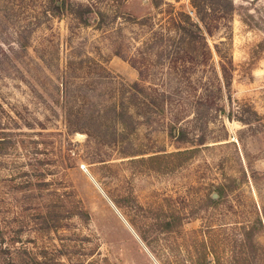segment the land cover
<instances>
[{
  "label": "rangeland",
  "instance_id": "1",
  "mask_svg": "<svg viewBox=\"0 0 264 264\" xmlns=\"http://www.w3.org/2000/svg\"><path fill=\"white\" fill-rule=\"evenodd\" d=\"M209 1L193 44L190 0H0V264H264V0Z\"/></svg>",
  "mask_w": 264,
  "mask_h": 264
},
{
  "label": "trees",
  "instance_id": "2",
  "mask_svg": "<svg viewBox=\"0 0 264 264\" xmlns=\"http://www.w3.org/2000/svg\"><path fill=\"white\" fill-rule=\"evenodd\" d=\"M55 0H51L53 3ZM208 3V5L206 4ZM209 0H190V5L193 9V14L197 18V21H195L189 12L180 9H173L171 11V14L168 18V23L171 25L172 29L178 34L182 35L183 37H186V40L189 43H199L202 38H204V35L202 31L200 30V27L198 25V19L199 21L203 22L206 20V18L210 15L213 16L215 13L212 4ZM61 7L64 6V1L60 2ZM61 12V11H60ZM60 12L51 10V14L58 15ZM76 14V12H75ZM205 29L210 34L212 32V29L210 27H207L206 25ZM25 46V42L22 44ZM224 71V68H223ZM132 86L137 88L141 92H146V88L143 87L138 81H134L132 83ZM88 89H85L83 93L80 95L81 103L76 104L74 106H70L69 114L67 116V122L68 125L71 126L72 130H79L82 128L83 124H88L89 122L96 123V129L99 128V131H103L100 128H103L104 130L110 129V132H112V139L113 141H116V132L118 125H122L126 128H129V125L131 121H128V118L130 116H126L119 105L112 103V104H104L103 106L98 105H89L86 101L89 96H87L89 93H87ZM155 92V90H154ZM64 93V91L62 92ZM155 93H148L147 95L151 96L145 99L141 100V103L139 104V109L141 114V118L138 119V122L145 124L146 126H151L153 124L154 119H158L159 116L163 115L164 108L163 104L166 99V95L160 94L159 96L153 95ZM153 95V96H152ZM153 105V106H152ZM154 107V108H153ZM156 107V108H155ZM154 110V114L151 115V113ZM107 111L112 112V118H110V122L105 119H97L99 116H101L100 113H106ZM224 112V110H222ZM95 114V115H94ZM75 116V120L73 119ZM228 117H231L232 114L229 112L227 114ZM241 119V117H240ZM133 120V119H132ZM176 126V125H175ZM95 129V130H96ZM173 126H170L168 132L170 133V136H176L178 132L176 133V129ZM89 134H91V130L87 129ZM104 132V131H103ZM106 132V131H105ZM104 132V133H105ZM102 133V134H104ZM178 136V135H177ZM180 138V136H179ZM109 142V141H108ZM201 142V140L199 141ZM111 144V143H110ZM193 147H186L184 150L191 151ZM152 156V155H150ZM261 221H264V208L261 211V215L257 219V223L253 224V226L258 225L261 223ZM254 228V227H253ZM21 264H37V261H35L31 257L24 256L23 262Z\"/></svg>",
  "mask_w": 264,
  "mask_h": 264
},
{
  "label": "water",
  "instance_id": "3",
  "mask_svg": "<svg viewBox=\"0 0 264 264\" xmlns=\"http://www.w3.org/2000/svg\"><path fill=\"white\" fill-rule=\"evenodd\" d=\"M140 2L144 4V3H147L148 0H140ZM211 196H212V198H215V197L218 196V193H217L216 191H213V192L211 193Z\"/></svg>",
  "mask_w": 264,
  "mask_h": 264
}]
</instances>
